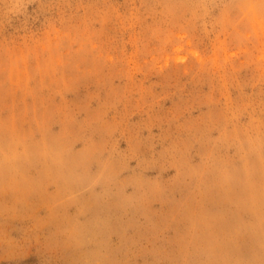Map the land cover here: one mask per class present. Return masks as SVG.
<instances>
[{"label": "rangeland", "instance_id": "obj_1", "mask_svg": "<svg viewBox=\"0 0 264 264\" xmlns=\"http://www.w3.org/2000/svg\"><path fill=\"white\" fill-rule=\"evenodd\" d=\"M0 264H264V0H0Z\"/></svg>", "mask_w": 264, "mask_h": 264}]
</instances>
